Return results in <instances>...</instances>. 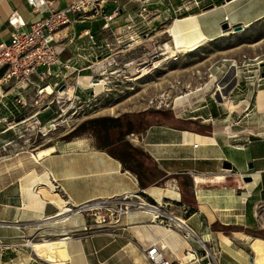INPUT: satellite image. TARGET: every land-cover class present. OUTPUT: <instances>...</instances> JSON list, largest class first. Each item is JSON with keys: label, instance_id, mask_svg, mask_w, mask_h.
<instances>
[{"label": "crops", "instance_id": "obj_1", "mask_svg": "<svg viewBox=\"0 0 264 264\" xmlns=\"http://www.w3.org/2000/svg\"><path fill=\"white\" fill-rule=\"evenodd\" d=\"M54 1L58 9H63L73 0ZM201 1L203 4L207 0ZM209 4H214V7L195 15L198 16L202 30L210 38L221 37V24L225 22V16L229 17L232 25L240 22L255 23L264 18V0H213ZM203 7L205 8L204 4ZM195 9L201 10L199 7ZM16 10L28 22L38 17L31 11L26 0H0V43L10 41L13 27L8 20ZM71 18L74 21L61 32L68 49L63 54L64 58L76 55L79 45L84 44L87 50L90 48L87 37L76 39L70 44L72 34L79 36L89 30L95 35L96 30L102 29L103 25L100 18L84 19L75 14H71ZM97 41L100 42L98 39ZM2 92L7 94L4 101L12 102L16 91L11 94L12 98H9L7 91ZM50 107L48 105L44 108L39 117ZM4 117L9 121L12 119L11 114L1 105L0 150L5 145L12 149L20 147L21 154L18 157L0 158V238L15 245L5 251L2 263L43 264L33 258L26 260L28 256L23 254L16 257L17 248L25 245L26 238L54 234L64 235L52 240L63 243L66 247L74 241L71 246L74 262H70L68 258V264H148L146 251L153 245L162 248L165 258L173 263L211 262L205 256L200 242L187 240L181 230L152 222L141 210H130L118 222H114L109 213L104 214L100 209L95 212L79 210L80 206L87 203L106 204L108 208L117 203L115 198H121L127 193L142 192L157 200L156 196L148 192L157 185L143 189L138 176L127 169L121 159L102 149L94 136L63 144L35 145L28 143L27 139L19 142L20 136L16 137L13 130L6 131L7 123L1 121ZM53 119L56 116L43 124L49 126ZM166 126L179 133L151 132L153 127ZM263 128L257 132L248 129L247 134L251 136L247 137L246 145L230 143L220 130L204 134L191 128L179 129L171 125L151 126L145 135L139 133L141 139L139 135H134L144 145L134 146L148 153L156 161L158 168L169 176L165 182H176L180 189L179 180L174 176H189L196 207L181 204V195L177 203L187 207L184 211L187 215L183 218L187 219L200 239L205 240L207 247L216 253L220 264H253L251 256L244 249L240 251L236 247L232 234H244L249 238L244 243L254 254L260 237L247 234L252 226L246 224L245 217L248 212H253L264 195V137L255 136L264 135ZM51 146L56 147V152L36 162V154ZM175 147L183 150L182 155L185 156L175 153ZM250 148L252 152L245 159L242 157L240 163L230 155L233 151L243 155ZM226 161H230L231 170L224 169ZM247 161H251L248 167ZM218 175L225 176L224 180L212 181L214 178L211 177ZM35 191L38 192L35 194ZM59 198L72 211L59 214L61 208L56 203ZM101 215H105L106 221L101 219ZM220 224L229 227L243 226L244 230L237 231L233 227L224 231ZM50 240L44 238L41 241Z\"/></svg>", "mask_w": 264, "mask_h": 264}, {"label": "rangeland", "instance_id": "obj_2", "mask_svg": "<svg viewBox=\"0 0 264 264\" xmlns=\"http://www.w3.org/2000/svg\"><path fill=\"white\" fill-rule=\"evenodd\" d=\"M117 1L114 3L110 0L111 5L108 7L109 13L113 10L118 13L115 21L108 30L98 29L95 33L100 42L107 38L115 43L112 51L101 50L100 60L93 58L91 60L94 64H83L92 66L90 69H72L65 80L54 77L43 80L39 76H31L29 86L22 91L25 106L19 107L17 115L30 117L51 105L39 118L42 123L55 116L56 120L51 123L53 126L50 124L44 129L48 133L45 136L31 135L33 133L26 130L30 120L16 126L13 132L16 137L20 136L19 142L27 139L28 143L36 145L85 140L93 135L85 131L87 128L84 124L101 116L124 115L129 121L130 130L135 131L133 120L141 113H146L148 123L201 128L205 131L220 130L230 143L238 145L248 143L247 137L251 136L247 134L248 129L257 132L264 127V18L255 23L240 22L238 25L243 26L240 30L242 32L223 37L221 34L226 31L222 30L221 37L215 39L204 33L195 15L212 9L208 6L213 0L205 1V8L203 4L198 6L196 0H146L144 7L141 6L144 0ZM197 7L201 10H196ZM129 14L132 16L128 17ZM246 24L251 25L245 28ZM131 35L140 43L131 45ZM115 36L121 41L120 44ZM167 43L177 51V55L169 60L166 59L167 48L164 47ZM96 79L101 82H94ZM57 81H60V86L55 87ZM49 85L54 88V93H41ZM63 85L65 88L76 89L72 100L68 101L67 95L58 94ZM221 85L224 86V94L218 90ZM2 91H7L9 98L15 93L5 86ZM73 131L77 132L76 135L68 138ZM147 131L141 134L145 135ZM151 132L179 133L167 126L153 127ZM134 135H139L141 139L139 133L133 132L127 136V140L133 146L143 145ZM255 136L264 137L262 134ZM174 151L180 153L181 157L185 156L182 155L184 151L178 147ZM251 152L250 148L243 155L235 151L230 155L240 163L242 157L245 159ZM18 154H21L20 147L12 149L5 145L0 150V158L18 157ZM250 162L247 161V167ZM229 165L230 161H226L224 169L231 170ZM248 179L244 180L250 182ZM165 181L158 185L165 189V194L171 184L181 195L176 182ZM134 194L145 201L155 202L146 193ZM121 198H115V202L119 204L118 201H123ZM179 198L166 196L163 203L173 216L183 218L187 215L184 212L187 207L177 203ZM128 201L137 202L138 199L130 198ZM56 202L61 205L65 203L62 198ZM94 205L97 206L94 212L100 209L104 214L108 213L106 204ZM245 218L246 224L252 226L249 230L259 229L264 232V195L253 212H248ZM247 234L253 237L249 232ZM54 235L26 238L25 245L17 248L16 257L23 254L29 257L26 260L33 258L43 264H68V246L52 240L64 235ZM232 236L239 250L244 249L246 254L255 255L256 262L253 264H264L263 237L257 242L253 254L252 249L244 243L249 238L239 233ZM44 238L51 240L41 241ZM29 241L38 243L35 246L36 254L28 244ZM10 249L0 245V264H7L2 263L1 259L5 251ZM209 259L213 261L212 257Z\"/></svg>", "mask_w": 264, "mask_h": 264}, {"label": "built area", "instance_id": "obj_3", "mask_svg": "<svg viewBox=\"0 0 264 264\" xmlns=\"http://www.w3.org/2000/svg\"><path fill=\"white\" fill-rule=\"evenodd\" d=\"M113 2L117 3L116 0H113ZM145 2L146 0L142 1L141 6L144 7ZM196 2L199 6L202 1L196 0ZM26 3L38 17L28 22L18 10L14 11L8 20L13 27L10 41L0 43V105L12 116L10 121L7 120V117L2 118L1 121L7 123L6 131H8L14 130L16 126L24 125L30 120L31 122L26 124V130L33 133L31 135L39 136L41 134L45 136L47 133L44 129L47 126L40 120L38 112L30 117L17 115L19 107L23 108L25 106L22 91L29 86L33 74H37L43 80L51 77L65 80L72 69L79 71L90 69L92 66H83V64L87 62L94 64L91 60L93 58L100 60L102 58L100 56L102 54H99L101 50H113L112 47L115 46V43L110 42L107 38L103 39L102 42H98L96 36L88 30L79 36L72 34L69 41L71 44L76 39L87 37L90 48L87 50L84 44L79 45L76 55L64 58L63 54L68 49L64 39L65 36L61 32L74 21L71 14L84 19L100 18L103 20L102 29L108 30L118 13L115 10L108 12L110 0H73L68 7L63 9H58L54 0H26ZM131 16V14L128 15V17ZM225 22L229 23L231 28L236 26L230 24L228 16H225ZM115 40L117 43H121L117 36H115ZM130 42L131 45H135L138 40L131 35ZM85 51H88V53ZM4 86H8L9 90L15 89L16 93L12 102L4 101L7 97V94L1 91ZM54 86H60V81L55 82ZM75 92L76 89L74 90V96ZM55 120H51L49 125ZM130 198V193L124 194L121 198L123 201H118L119 204L116 203L115 206L107 208L114 222H118L121 216L136 207V209L147 214L152 222L181 230L187 240L200 242L205 256L213 259L209 264H220L216 253L207 247L205 240L200 239L198 233L188 224L187 219L173 216L166 209L164 203L158 200H155V202L146 201L149 208L146 212L143 211L145 206L143 200L139 198L137 202H130L128 201ZM94 209L96 207L90 203L79 207L81 211L87 210L90 212ZM101 219L106 221L105 215H102ZM0 245L5 246V249L14 248L15 246L14 243H6L2 238H0ZM146 259L148 264H180L179 262L173 263L165 258L162 248L157 245L151 246L146 251Z\"/></svg>", "mask_w": 264, "mask_h": 264}, {"label": "trees", "instance_id": "obj_4", "mask_svg": "<svg viewBox=\"0 0 264 264\" xmlns=\"http://www.w3.org/2000/svg\"><path fill=\"white\" fill-rule=\"evenodd\" d=\"M16 110V109H15ZM146 113H141L134 116L135 131L130 130L129 121L123 116L111 117L101 116L88 120L84 125L87 128V132L91 133L97 142L101 145L102 149L111 154L113 157L121 159L125 163V167L131 170L138 176L140 186L145 189L152 185H160L162 181L167 180L169 176L161 171L156 161L143 149L137 146H133L129 141L125 140L126 136L130 133L137 132L142 133L154 125H165L164 123H148ZM192 120V119H190ZM189 121V120H188ZM168 125V124H166ZM176 127V126H173ZM179 129H185L176 127ZM195 131L210 134L211 131H205L201 128L194 129ZM77 132L73 131L69 134L68 138L75 136ZM174 178H178L180 191L182 195L181 204L194 208L196 207V198L192 189V183L187 175H176ZM222 230L227 231L231 228H236L237 231L244 230L243 226H223L220 224ZM253 236H259L264 238V232L262 230H249Z\"/></svg>", "mask_w": 264, "mask_h": 264}, {"label": "bare ground", "instance_id": "obj_5", "mask_svg": "<svg viewBox=\"0 0 264 264\" xmlns=\"http://www.w3.org/2000/svg\"><path fill=\"white\" fill-rule=\"evenodd\" d=\"M250 25L251 24H246L245 25V28H248V27H250ZM244 28V29H245ZM235 29V27H233L231 30H223V31H226V32H223L222 34H221V36H230L231 34H233V33H237L238 31V33H240V32H242V31H240V30H242V29H240V30H238V31H235L234 30ZM203 35H201L200 37H202ZM186 39V38H185ZM137 43H140L139 41L137 42ZM165 48H167L166 50H167V52L165 53V55H166V59L167 60H169L170 58H172L173 56H176L177 54V51L172 47V46H170V44L169 43H167L165 46H164ZM166 60V61H167ZM162 65V64H161ZM94 82H101V80H93ZM97 83H95V85H96ZM68 89V90H67ZM219 91H221L222 93H223V90H224V86H219V89H218ZM42 92H46V93H48V94H52V93H54V88L52 87V86H48L46 89H44V90H42L41 91V93ZM58 94L60 95V96H65V95H67L68 96V101H70V100H72L73 99V96H74V88L73 87H67V88H65L63 91H62V89L61 90H59L58 91ZM224 94V93H223ZM53 123V122H52ZM50 126H53V124H51ZM48 134V133H47ZM198 145V144H197ZM54 152H56V147L55 146H51V147H47V148H45V149H43V150H41V151H39L38 152V154H36V156H35V160H36V162H39L40 161V159L41 158H43L44 156H48V155H50V154H52V153H54ZM228 171V170H227ZM128 176V175H127ZM197 178H200V177H197ZM211 178H214V179H212V181H217V180H224V178H225V176H223V175H218V176H216V177H211ZM199 181H200V179H199ZM175 187V186H174ZM164 190L165 189H162V188H160V187H158V186H155L153 189H151L150 191H148L152 196H156L157 197V199H158V201L159 202H161V203H163V198L164 197H170V198H172L173 196L174 197H179V195H180V193L176 190V189H174L173 188V186L170 184L169 185V188L167 189V194H165L164 193ZM157 194V195H156ZM130 196H131V198H137V199H141V200H143L144 202H143V204L145 205L144 206V209H143V211H148L147 209H149L148 207H147V202L143 199V198H141L140 196H138L137 194H134V193H130ZM57 203V202H56ZM59 206H60V208H61V211H60V213L59 214H62V212H63V214H64V212H68V211H70L71 209H70V207H68L67 205H65L66 204V202L63 204V205H61V204H59V203H57ZM93 206H96V205H93ZM58 214V215H59ZM62 214V215H63ZM62 215H61V217H62ZM57 216V215H56ZM66 216H67V214H66ZM58 217V216H57ZM60 217V216H59ZM64 218V217H63ZM67 218V217H66ZM57 220H58V218H57ZM60 220H62V219H60ZM63 220H65V219H63ZM67 220V219H66ZM181 220H183V219H181ZM56 221V220H55ZM57 222V221H56ZM55 223V222H54ZM63 238V237H62ZM68 238V237H67ZM69 241V240H68ZM70 242V241H69ZM73 242L74 241H71L70 243H69V245H68V250L66 251L67 253H66V256L70 259V262H74V256H73V251H72V244H73ZM28 244L32 247V250H33V252H34V254H36V249H35V246L38 244L37 242H34V241H29L28 242ZM64 251V250H63ZM64 255H65V253H64ZM65 256V257H66ZM189 256H191V254H189ZM30 258H32V257H30ZM28 259H29V257H28ZM69 261V260H68Z\"/></svg>", "mask_w": 264, "mask_h": 264}, {"label": "water", "instance_id": "obj_6", "mask_svg": "<svg viewBox=\"0 0 264 264\" xmlns=\"http://www.w3.org/2000/svg\"><path fill=\"white\" fill-rule=\"evenodd\" d=\"M214 7V5H210L209 6V8H213ZM230 28H231V26L229 25V23H227V22H224L223 24H221V29L222 30H230ZM240 29H243V26L242 25H236L235 26V31H238V30H240ZM262 76H264V73H263V75ZM65 88V85H63L60 89H64ZM47 107V106H46ZM45 107V108H46ZM229 168H230V165H229ZM250 261L252 262V263H254V261H255V258H254V256H251V258H250Z\"/></svg>", "mask_w": 264, "mask_h": 264}]
</instances>
